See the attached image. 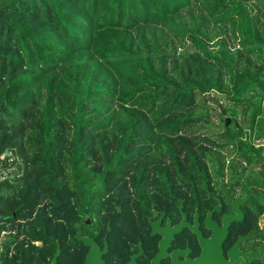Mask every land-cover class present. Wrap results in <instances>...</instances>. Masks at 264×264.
<instances>
[{"label": "trees", "instance_id": "16d2710c", "mask_svg": "<svg viewBox=\"0 0 264 264\" xmlns=\"http://www.w3.org/2000/svg\"><path fill=\"white\" fill-rule=\"evenodd\" d=\"M226 179L264 186V0H0V264H83L86 214L123 258L117 209Z\"/></svg>", "mask_w": 264, "mask_h": 264}, {"label": "flooded vegetation", "instance_id": "af4514ba", "mask_svg": "<svg viewBox=\"0 0 264 264\" xmlns=\"http://www.w3.org/2000/svg\"><path fill=\"white\" fill-rule=\"evenodd\" d=\"M196 186V183L189 185L184 183L181 188L178 183L176 190L161 191L160 193L171 197L168 201L170 205L142 209L141 212L139 211L128 218L127 223L124 222L127 217H123L121 214L124 209H117L121 212L111 218H121L119 221L123 222L118 224L128 225L125 240L124 233L120 234L122 235L119 239L120 245L132 243L131 247L121 249L125 255L123 258L111 253L110 236L112 233L106 228V225H102L97 220V216L83 215L79 221L75 222V237L79 240V244L85 246L83 264H86L85 260L90 246L76 235L77 224L80 225L81 235L93 238L102 249L107 245V250L103 252L105 264H128L133 254H136L135 264H153L162 244L165 247V254L155 260L157 264H183L185 260L190 261V264H199L194 260L202 255L205 248L209 252V244L204 247L199 233L192 226H196L203 238H209L213 232V229L209 227V214L211 220L223 225L224 215L237 214L238 210L241 211V216L231 218L228 235L222 244L224 255L227 258L230 257L229 250L236 244L240 235H245V237L239 242L238 249L242 252H251V255L244 257L239 254L235 264H246L263 254L264 238L260 228L264 223V213L260 214L258 209H251V201L255 195L264 193V190L253 192L250 197L238 202V210L233 208V200L244 197L247 189L251 186L261 188L264 186L250 184L243 188L235 186L233 182H228V179L216 191L212 189L213 184L209 186V181L199 190H195ZM95 220L96 222H94ZM182 221H184V225L181 230L174 231L176 225ZM207 260L206 264H212L209 263V256ZM57 264H59L58 260Z\"/></svg>", "mask_w": 264, "mask_h": 264}, {"label": "water", "instance_id": "95a60500", "mask_svg": "<svg viewBox=\"0 0 264 264\" xmlns=\"http://www.w3.org/2000/svg\"><path fill=\"white\" fill-rule=\"evenodd\" d=\"M231 120H232V117L228 116L227 122H230ZM236 123L239 124V121L236 120ZM259 190H264V188H261L258 186L249 187L244 197L233 200V208L238 210V207H237L238 202L247 199L248 197H250L251 193L259 191ZM233 216H236V217L241 216V211L238 210L237 214L224 215V224L219 225L217 221L210 219V214H209V227L213 229L212 235L209 238H203L201 235V232L196 228V226H192V228L199 233L204 247H207L209 244V252L205 248L202 255L194 260L195 262L199 264H206L208 262L207 258L209 256V263H212V264H235L236 259L239 254H242L244 257H247V255H251V252H242L240 249H238V244L241 241V239L245 237V235H240L236 244L230 248L229 258H227L224 255L222 244L226 236L228 235L229 223H230L231 218H233ZM183 225H184V221L177 224L176 227L174 228V231L181 230ZM77 228H78V231L76 235L80 237L81 239H83L85 243L90 246V249L87 253V257L85 260L86 264H105V261L103 258V252L107 250V245L104 249H102L96 240H94L93 238L89 236L80 234L81 230H80L79 224H77ZM164 250H165V247L162 244L161 250L158 252L157 256L153 260L154 262L153 264H157L155 260L159 259L163 254H165ZM60 252H61V248H60V244H58L57 250L55 251L52 260L48 264H57V260H58V256ZM135 256L136 254H133L132 259L128 262V264H135ZM189 262L185 260L183 261V264H190ZM20 264H21V260H20Z\"/></svg>", "mask_w": 264, "mask_h": 264}, {"label": "rangeland", "instance_id": "374dc122", "mask_svg": "<svg viewBox=\"0 0 264 264\" xmlns=\"http://www.w3.org/2000/svg\"><path fill=\"white\" fill-rule=\"evenodd\" d=\"M207 103L203 104L198 109V112L205 111L209 112L211 110L210 120L202 122V132L207 134L208 136L215 137L218 135L223 129L225 125V121L217 114L219 111V102L217 100V96L211 94V96H207Z\"/></svg>", "mask_w": 264, "mask_h": 264}]
</instances>
